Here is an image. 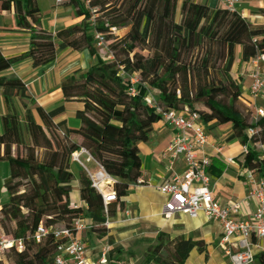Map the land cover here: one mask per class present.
Wrapping results in <instances>:
<instances>
[{
	"label": "trees",
	"instance_id": "1",
	"mask_svg": "<svg viewBox=\"0 0 264 264\" xmlns=\"http://www.w3.org/2000/svg\"><path fill=\"white\" fill-rule=\"evenodd\" d=\"M78 25L46 32L41 28L37 0H0V12H12L17 28L29 34L25 53L5 58L0 52V74L30 60L33 68L55 61L57 50L87 51L95 56L93 33L104 35L112 60L97 61L76 70L61 82L63 101L45 110L28 95L25 84L14 76H0V90L8 110L1 116L0 162L9 167L3 187L7 203L0 206V234L22 239L24 248L0 256V264H55L57 245L51 236L35 243L37 227H68L76 218L92 223L91 231H105L107 219L124 211L123 198L141 177L138 145L148 141L154 124L161 120L146 105L149 91L157 92L162 110L197 113L209 128L230 125L229 140L249 142L242 167L264 175V118L249 122L242 110L251 112L238 82L231 75L235 49L241 61L264 54V26L252 27L236 12L210 10L191 0H90L96 9L94 23L89 10L78 6ZM126 30L122 36L115 33ZM145 53V54H144ZM139 77L137 94L128 93V77ZM21 105L20 112L13 107ZM66 103L80 105L74 113L79 127L59 118ZM252 129L254 134L247 135ZM84 149L115 179L107 192L117 201L107 205L91 187L84 172L78 178V196L84 207L72 209L71 155ZM203 253L204 243L183 236L171 238L158 232L143 253L140 264H185L192 250ZM118 250V249H117ZM108 256L109 264L113 262ZM264 264V252L255 255Z\"/></svg>",
	"mask_w": 264,
	"mask_h": 264
},
{
	"label": "crops",
	"instance_id": "2",
	"mask_svg": "<svg viewBox=\"0 0 264 264\" xmlns=\"http://www.w3.org/2000/svg\"><path fill=\"white\" fill-rule=\"evenodd\" d=\"M71 1L63 0L59 5L54 0H37V6L41 13V28L46 32L56 33L59 30L78 25L81 18L77 16V8ZM181 3L184 0H178ZM198 4L206 5L210 10L222 9V0H191ZM78 6H85L75 1ZM87 10V9H86ZM242 18L246 19L252 27L264 26V0H240L235 8ZM97 15L94 16L96 18ZM126 32V30H125ZM118 36L119 31L115 33ZM29 48V34L16 26L12 12H0V52L3 57L10 58L25 53ZM97 58H101V52L95 49V56L87 51L76 52L69 49L57 50L55 61L47 67L33 68L30 60H23L0 76H14L20 79L27 88V93L35 103L45 110H50L63 101L60 90L61 82L70 77L76 70H86L92 66ZM260 71V63L256 60L242 62L241 49H235V61L231 75L242 91L243 98L249 102L253 112L254 107L264 110V91L255 99L249 96V87L253 75ZM157 103V92L149 91ZM20 112L21 105L14 102L13 107ZM80 108L77 103H66L65 113L60 120H65L70 128H78L79 121L74 118L75 111ZM8 112L0 90V134L1 116ZM209 145L205 147V153L210 157L211 164L207 172L210 177V188L221 204L239 202L241 214L248 215L254 211L255 205L252 200L247 199V184L242 176V145L239 140H229L232 133L231 126L212 127L209 125ZM174 134V130L159 121L154 124L149 134L148 141L138 145L141 158V177L143 186L130 187L129 195L122 199L125 203V210L117 213L116 222L128 223L131 221L143 220L145 225L157 231L170 235L171 238L183 236L193 240H201L204 243L205 251L199 253L192 250L185 264H230L228 258L219 246L221 239V228L217 223L207 221L203 215L197 219H189L183 215H175L171 219H164L160 213L166 197L156 191V187L173 175H182L184 164L182 160L172 161L167 147ZM217 149L221 152L217 154ZM227 158L234 159V164H228ZM78 172V176L72 182L73 191L70 195L71 203L84 207L78 196V178L81 169L71 163V167ZM70 167V170H71ZM95 169L94 165H90ZM9 177V167L4 161L0 162V206L7 203L8 197L3 184ZM257 177V176H255ZM129 214L127 222H119V216ZM138 212V213H137ZM138 214V217H134ZM113 224V221L111 225ZM110 225V226H111ZM109 228V227H108ZM90 232L76 233V238L81 240L87 249L90 257L96 259L93 251L100 249V241H95ZM97 242V243H96ZM264 245V242L261 243ZM132 264V263H130Z\"/></svg>",
	"mask_w": 264,
	"mask_h": 264
},
{
	"label": "built area",
	"instance_id": "3",
	"mask_svg": "<svg viewBox=\"0 0 264 264\" xmlns=\"http://www.w3.org/2000/svg\"><path fill=\"white\" fill-rule=\"evenodd\" d=\"M59 5L63 0H54ZM83 3L92 17L89 23H94L96 9L90 8V0H74ZM240 0H222V9L228 12H236L235 8ZM94 47L101 52L102 60H112V54L107 49L104 35L93 33ZM260 63V71L253 75L249 87V96L255 99L264 91V54L252 59ZM130 96L137 94L136 85L139 77L133 74L128 77ZM245 100V99H244ZM146 105L156 109L161 116V122L174 130L167 151L172 161L182 160L184 172L182 175H173L156 187V191L166 197L160 215L168 220L175 215H183L189 219H197L203 215L209 222L217 223L221 228L219 246L229 260L230 264H255V255L264 252V175L257 176L254 171L242 168V176L247 184V199L254 202V211L248 215L241 214V204L232 202L221 204L210 188V157L205 153V147L209 145V133L197 113L177 112L173 109L162 110L158 107L152 94L144 97ZM246 101V100H245ZM249 104L248 101H246ZM264 118V110L253 108V120ZM254 134L252 129L247 135ZM251 144L242 145L241 153L246 154ZM264 150V145H259ZM221 152L217 149V154ZM71 163L76 164L86 174L91 187L102 199L104 213H107V205L117 201L115 192H107V189L115 184V179L109 176L104 169L94 162L86 150L80 149L73 153ZM228 164H234V159L227 158ZM94 165L95 169L89 167ZM257 176V177H255ZM144 182L139 178L134 187L143 186ZM72 209L79 206L71 203ZM130 219L126 212L119 222H127ZM112 220L107 219L104 227L108 228ZM92 223L88 219L76 218L70 226H55L46 228L37 227L32 235L35 243L51 236L57 241L54 263L55 264H109L108 256L110 247H103L96 259H92L81 240L76 238V233L91 231ZM24 248L22 239L0 234V256L14 249L21 251Z\"/></svg>",
	"mask_w": 264,
	"mask_h": 264
},
{
	"label": "rangeland",
	"instance_id": "4",
	"mask_svg": "<svg viewBox=\"0 0 264 264\" xmlns=\"http://www.w3.org/2000/svg\"><path fill=\"white\" fill-rule=\"evenodd\" d=\"M122 33H125V30L119 31V35H122ZM242 112L243 115L248 118L249 122L254 121L252 111L247 113L245 110H242ZM255 147L256 150H261L259 145ZM71 172L75 180L78 176V172L74 166L71 167ZM81 172L83 171L81 170ZM134 217H138V214ZM117 218L116 215V218L112 220L113 224L109 226V228L105 227V231H98L96 233L89 231L93 234V239H95V241H100V243H98L99 245H103L99 250H94L93 254L96 255L103 247H110V250H113L110 254V259L113 262L140 264L144 251L148 245L153 242L156 234L160 231L145 225L143 220L118 223L116 222ZM119 219H123V216H119Z\"/></svg>",
	"mask_w": 264,
	"mask_h": 264
}]
</instances>
